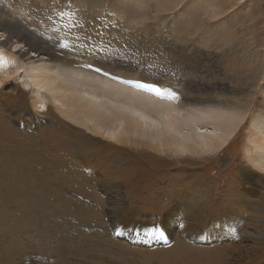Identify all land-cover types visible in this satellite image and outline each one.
I'll return each instance as SVG.
<instances>
[{"label": "rangeland", "instance_id": "1", "mask_svg": "<svg viewBox=\"0 0 264 264\" xmlns=\"http://www.w3.org/2000/svg\"><path fill=\"white\" fill-rule=\"evenodd\" d=\"M50 1L55 7L45 13L50 25L43 28L26 20L21 8L9 0H0V17L41 36L39 45L59 58V64L73 60L90 68L99 82L104 78L93 70L112 69L108 65L114 64L133 68V72L120 69L121 74L114 75L137 85L149 84L148 75L177 77L179 83L185 77H191L190 82L198 76L201 82L206 75H234L241 90L236 103L243 108L229 112L242 111L244 119L219 152L204 157L160 156L103 138L102 121L108 114L102 116L93 107L91 111L81 109L85 118H77L85 128L64 120L59 105L46 103L44 96L34 107L32 92L11 78L0 88V264H264V173L249 166L246 155L251 121L263 111L258 101L264 80V0H127L133 3L132 13L140 16H131L135 23L127 25L123 19L120 24L116 19L115 24L100 22L96 28L77 18L85 37L68 35L69 24L60 17L61 3L73 5L77 11L83 0ZM122 1L126 0H84L88 8L95 7L94 15L109 16L121 13ZM34 3L50 8L45 1ZM176 27L184 31L176 35ZM143 28L148 31L146 36ZM171 39L177 42L175 47L169 45ZM189 44L196 45L194 50L202 49L203 59L195 57L194 50L192 54L185 51ZM2 49L6 53L13 50L10 45ZM215 50L219 57L210 64L205 56ZM12 55L22 71L42 63ZM92 110L101 124L93 122ZM70 114L66 112L67 117ZM113 187L120 190L125 205L116 214L110 210L114 198L109 188ZM176 195L197 198L196 204L203 210L199 219L208 226L199 228L185 217L197 227H169L165 216ZM127 208L128 214H121ZM234 211L239 218L236 224L231 217ZM226 213L232 219L228 224H234L231 230L215 225ZM178 215L182 219L180 211ZM109 217L117 226V238ZM210 227L214 232H207ZM97 230L105 231V239L114 243H98L93 237Z\"/></svg>", "mask_w": 264, "mask_h": 264}, {"label": "bare ground", "instance_id": "2", "mask_svg": "<svg viewBox=\"0 0 264 264\" xmlns=\"http://www.w3.org/2000/svg\"><path fill=\"white\" fill-rule=\"evenodd\" d=\"M9 1L15 8L16 7L21 8L20 10L22 11V14L25 16L24 18H26V20L31 19L34 25L35 24L39 25L41 26V28L50 25V19H46V17H44L46 12L48 11L53 12V7H55V5L52 4L53 2H51L50 0L49 1L48 0H9ZM38 1L47 2V5L50 8L46 9L38 5L37 3H34ZM62 4L63 3H61L60 5L61 20L69 24L67 29L65 27L67 34L68 35L70 34V36H75V37L76 36L79 37L80 35L84 36L85 33L80 29V26L77 25V18H79L78 20L83 24L86 25L92 24L93 25L92 27L94 26L96 27L100 25V22L111 25V21L114 23L116 19H119L120 24L124 19V22L127 25H129L136 22L130 19L131 16L140 17L138 13L137 15L132 13L133 3L131 4V2L127 0L124 3L122 1V3L120 4L121 9L120 8L119 9L121 13H116V15L114 16L103 15L101 13L94 15L96 13V11H93L95 7L90 6L88 8L87 5L88 3H85L84 0H83V4L81 3L83 7L81 8L78 7L77 11L74 9L73 5L67 6ZM66 13H68V17L65 18L64 15ZM80 16L83 17L85 22L82 21V18ZM52 17L53 16H51V18ZM60 17L58 16L55 18L59 19ZM94 17H98L99 20L97 21V19H94ZM114 27L116 26L114 25ZM140 28L142 29V27ZM183 31H184L183 28L176 27L174 33L177 35ZM144 32L146 36L148 31L144 29ZM162 35L164 36V34ZM36 36L28 30L19 28L14 22L6 18L3 19L0 17V45L4 48H7V46L10 45V48L11 47L13 48L12 51L10 50L8 53H6L4 49H2V47L0 46V88L11 78L15 77L18 81L21 82L20 84L23 87V90H30L32 92L31 94H33V100H35L33 102L34 107H37L36 101L40 99V97L44 96L46 99L45 98L42 99L46 103H50L51 105H56V104L59 105L58 110L59 113L63 116L62 118L64 120L70 123H76L75 124L76 126L82 128L83 127L85 128L86 126L77 119L78 117L81 116L85 118V116L81 113V109L91 111L93 107V110L96 109L102 116H104V114L106 113L108 114V117H104L105 121L101 120L103 122L102 126L104 128L101 136L103 138L108 139L111 142H117L123 145H130L144 150L147 149L148 151L154 152L160 156L170 155L179 158L180 157L185 158L188 156L204 157V155L206 154L210 155L212 153L219 152L224 147H226L228 143L235 136L239 128V125L242 123L244 119V116L241 114L242 111L236 112V114L234 115H231L229 112V110H235V109L237 110L238 108H243L242 106L240 107L237 106L236 103L240 101V100L238 101V99L241 96V90H238L239 84L236 78H234V75L227 77L225 75L224 78H214L206 75L203 77L201 82H198L197 80L198 76L195 79L191 80L190 82L189 80L191 79V77L189 76L190 78H188L184 76L185 77L184 80L186 81L183 82L180 81L181 84L177 81L176 79L177 77L172 78L171 76L169 78L165 75V77L167 78L162 79L163 76H160L161 78H159L158 76L148 75L149 76L148 80L152 79L153 81V82L149 81L148 82L149 84L160 86L159 88L161 89L163 94L157 95V93L154 91H150L146 88L138 87L137 84L124 81L119 77H117L119 74H121V71H124L125 73L134 71L133 68L126 67L123 64H122L123 66H121V64L108 65L112 69L106 68L101 70L100 68H95L93 70L94 74L95 73L101 74L102 77L104 78V79H100L101 80L100 82L99 80H95V77L92 75V72L89 71L90 68H84L81 65L74 64L75 62L73 60L64 61L62 64H59L60 63L59 58L51 55L46 47L39 45V40L37 39H39L41 36L38 35L40 36L39 38H37ZM152 37L154 38L155 36ZM168 42L169 45H171L172 47L173 46L175 47V45H177V42H175L174 40L172 41V39L168 40ZM151 43H153L152 39H151ZM189 45H190L189 48L185 47L184 49L186 52L191 53L194 50V47L192 46L193 45L196 46V45L195 44L193 45L189 44ZM62 52L63 51H61V53ZM12 54H15L17 57L22 58L24 60L30 61L36 59V61H40L42 63L40 65L37 64L35 66H31L30 64L29 69H25L22 71L20 66L15 65ZM193 55L195 57L196 56L203 57L205 54H203L202 49L198 47L197 49L195 48ZM207 55L205 56V58H208L210 64H214L213 61H215V63L217 62V58L219 56L217 55L216 50L212 51L208 55V57ZM85 59H87V57ZM87 60L89 61V59ZM92 64L96 66L98 65V62H92ZM83 69H87V70H83ZM97 69H99V71H97ZM224 73L225 72H223V74ZM114 74L117 76H115ZM262 81H263V87L258 101V106L262 108L263 111H261L260 114L255 115V117L251 121V126L253 125V130L250 129V136L249 139L247 140L246 155H247V163L249 164V166H252L254 169L264 173V80ZM178 88H180L182 92H180L179 91L180 89L178 90ZM169 93H175V97L169 95ZM64 110H66L67 113H71L69 117L66 116V112H64ZM210 112H213V114H210ZM220 112H223L222 113L223 115L225 113L226 118L219 116L221 115ZM95 113L96 114H94L93 112L95 118L93 122L95 124H101L98 119V113L97 112ZM72 115L75 116L76 118L75 117L71 118ZM230 115L231 117L232 116L234 117L230 118ZM257 123L258 126L256 125ZM95 124L94 127L96 130H94V134L97 135L99 133V130L96 128ZM109 192H110L109 193L110 196L114 198V200H112L111 202V205H113V207H110V210H112V212H115L116 214L117 209L120 207V205L123 206V209H125V205L122 204L123 201L120 198L121 196L120 190L117 187H113L112 189L109 188ZM193 198L187 195H176L172 209L170 210L171 212H169V214L165 216L166 221L169 222V227H176L179 229H182L185 226L189 227V229H193L197 227V225L196 224L194 225L193 222L192 223L189 222L191 223L189 224L188 223L189 219L188 220L183 219L185 217L190 218V220L199 224L200 225L199 228L206 225L208 226V224L205 225L204 220L203 222H201V219H199L202 216L201 211L203 210L201 209L202 207L196 204L197 198L194 199ZM179 211L183 216L182 219H178ZM128 212H129V208H127L126 211L121 214L127 215ZM232 213L234 215L231 214V217L234 216L233 222H235L236 224V221L239 219L238 214H236V211ZM112 217H109L108 220L110 222L109 224H112L113 229L116 231L113 233V235L117 238L119 237L117 226H115L112 223L111 221ZM218 220H222L223 222H220ZM229 220L232 219H229V213H226L225 216H219V218L217 219L218 223L215 222V225L223 224L222 227H225V229L227 227L231 230V228H234L233 226L234 224L232 223L228 224ZM181 222L183 223L184 227L178 226L179 223ZM248 225L249 223L247 222L246 227H248ZM212 228L210 227L209 229H207V232H211V231L214 232ZM97 232H99L97 233V236H93V237H95L98 240V243L101 242L100 240H104V242H106L107 245L108 242L112 243L114 241L112 239L110 240L105 239V231L97 230ZM128 233H131V231L128 230L127 235ZM236 237L238 238V236ZM127 239L130 240V238L128 237ZM85 245L87 244H84V246ZM88 245L90 246V244ZM98 246L100 245L98 244ZM57 248L60 249L61 252H63L59 243L57 244ZM103 248L105 247L103 246ZM86 250H88V248ZM89 251L90 250H88V252ZM89 253H93V251ZM232 263L233 262H229V264ZM55 264H61V263H59L58 261L55 262Z\"/></svg>", "mask_w": 264, "mask_h": 264}, {"label": "snow or ice", "instance_id": "3", "mask_svg": "<svg viewBox=\"0 0 264 264\" xmlns=\"http://www.w3.org/2000/svg\"><path fill=\"white\" fill-rule=\"evenodd\" d=\"M97 71H99V69H97ZM137 86H138V87H142V88H146V89H148V90H150V91H154V92L157 93V95H162V94H163L162 91H161V89H160L159 87L154 86V85H150V84H138ZM169 95L175 97V93H169ZM178 226H179V227H184V225H183L182 222L179 223ZM155 227H156V226L153 225V228H155ZM161 235H163V234L161 233Z\"/></svg>", "mask_w": 264, "mask_h": 264}, {"label": "crops", "instance_id": "4", "mask_svg": "<svg viewBox=\"0 0 264 264\" xmlns=\"http://www.w3.org/2000/svg\"><path fill=\"white\" fill-rule=\"evenodd\" d=\"M11 263V262H10Z\"/></svg>", "mask_w": 264, "mask_h": 264}]
</instances>
